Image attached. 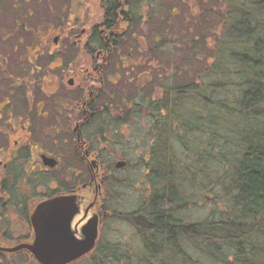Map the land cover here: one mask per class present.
Segmentation results:
<instances>
[{
  "label": "flooded vegetation",
  "instance_id": "obj_1",
  "mask_svg": "<svg viewBox=\"0 0 264 264\" xmlns=\"http://www.w3.org/2000/svg\"><path fill=\"white\" fill-rule=\"evenodd\" d=\"M124 4L121 13L129 10ZM101 7V22L89 29L76 51L82 55L74 53L81 41L66 39L62 46L53 41L54 54L47 51L42 56L44 44L38 40L25 46L22 55L3 62L0 260L24 256L37 264L28 247L35 240L33 219L42 205L53 204L69 216V232L76 237L97 216L92 254L99 248L101 227L110 218L133 234L137 251L144 253L149 243L140 211L153 200L172 197L174 189L183 203L181 179L174 174L170 157L173 105L160 103L163 93L172 89L166 86L171 68L162 71L151 55H123L124 34L133 14L124 22L119 13L117 28L106 29L107 9ZM141 46L136 43L138 53ZM67 47L74 54L60 55ZM157 82V90L163 86L161 93L152 91ZM129 87L138 90L137 95L125 102ZM143 89L153 93L143 96ZM128 189L136 194L134 209L110 213V202ZM180 208H186V202ZM51 213L55 211L48 208L40 214ZM182 218L187 224V217ZM112 247L135 250L111 242L102 249ZM186 250L187 245L176 248L181 254Z\"/></svg>",
  "mask_w": 264,
  "mask_h": 264
},
{
  "label": "trees",
  "instance_id": "obj_2",
  "mask_svg": "<svg viewBox=\"0 0 264 264\" xmlns=\"http://www.w3.org/2000/svg\"><path fill=\"white\" fill-rule=\"evenodd\" d=\"M122 2L129 7L123 13ZM100 3L107 9L106 29L117 28L119 13L124 22L131 19L128 0ZM228 7V45L222 42L217 47L215 62L202 72L200 83L166 90L160 103L173 105L174 135L180 126L186 138L205 147L204 154L198 151V161L202 155L212 157L221 147L237 150L238 155L227 161L233 212L219 220L187 219L184 224L186 209L180 207L185 200L182 203L174 189L172 197L153 200L140 211L145 242L149 243L144 253H133L135 257L130 258L116 248L98 246L97 255L91 254V264H200L190 256L193 252L220 264H259L264 251V0H236ZM198 134L204 138H195ZM186 245L185 254L176 251Z\"/></svg>",
  "mask_w": 264,
  "mask_h": 264
},
{
  "label": "rangeland",
  "instance_id": "obj_3",
  "mask_svg": "<svg viewBox=\"0 0 264 264\" xmlns=\"http://www.w3.org/2000/svg\"><path fill=\"white\" fill-rule=\"evenodd\" d=\"M128 1L132 6L133 26L125 31L123 55H151L153 62L160 65L162 71L165 67L171 68L167 87L181 88L200 83L202 72L215 62L217 47L223 45L222 42L228 45L226 26L231 22L228 6L236 0ZM102 14L100 0H0V72L4 68L3 62L10 61L6 57L22 55L25 46L33 41H43L41 55L46 56L47 51L54 54L55 39L60 46L64 45L62 41L66 39L80 40L74 53L82 55L76 51L86 39L89 29L101 22ZM81 31L85 33L81 35ZM137 42L142 45L141 53L135 49ZM67 45L69 47L70 43ZM68 47L60 55H73ZM47 81L43 87H46ZM203 81L207 80L204 78ZM157 84L152 86L153 92L158 89ZM161 84L164 86L165 82ZM162 87L157 90L159 93ZM129 88L125 93V102L137 95L138 90L134 92L132 87ZM152 91L143 89V96L152 94ZM190 107L194 108L193 105ZM189 118L194 120L188 114ZM137 129L141 128L138 126ZM176 132V136L172 133L170 157L173 172L181 179L183 199L186 202L184 215L190 222H198L219 220L222 215L233 212V189L230 186V167L227 161L230 156L238 155L237 150L221 147L215 150L212 157L202 155L198 161V151L204 154L205 147L200 148L201 145L199 147L192 143V139L186 138V131L181 130L180 126ZM184 136L182 143L181 137ZM195 138L203 139L204 135L198 134ZM136 202V194L128 189L121 198L110 202V213L113 210L131 211ZM109 242L121 244V248L135 249L129 252L120 249V253L130 258L139 253L136 249L137 240L133 234L126 232L125 226L117 219H107L101 227L99 246L103 247ZM190 256L200 264H220L202 253L193 252ZM90 259L91 254L72 264H91ZM227 261L230 263L231 257L227 256ZM257 261L264 264V251ZM0 264L34 263L20 256L1 259Z\"/></svg>",
  "mask_w": 264,
  "mask_h": 264
},
{
  "label": "water",
  "instance_id": "obj_4",
  "mask_svg": "<svg viewBox=\"0 0 264 264\" xmlns=\"http://www.w3.org/2000/svg\"><path fill=\"white\" fill-rule=\"evenodd\" d=\"M48 208L52 212L54 210L55 214H40ZM48 208L40 206L33 219L35 240L28 248L37 264H72L95 248L99 225L97 216L89 219L82 227L80 236L76 237L69 232L71 218L62 211H56L57 206L53 204Z\"/></svg>",
  "mask_w": 264,
  "mask_h": 264
}]
</instances>
